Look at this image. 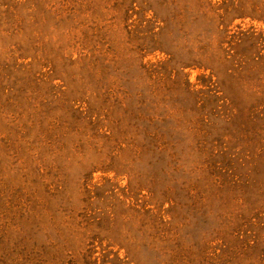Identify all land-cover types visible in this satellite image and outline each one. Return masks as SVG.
<instances>
[{
  "label": "rangeland",
  "instance_id": "374dc122",
  "mask_svg": "<svg viewBox=\"0 0 264 264\" xmlns=\"http://www.w3.org/2000/svg\"><path fill=\"white\" fill-rule=\"evenodd\" d=\"M0 264H264V0H0Z\"/></svg>",
  "mask_w": 264,
  "mask_h": 264
}]
</instances>
